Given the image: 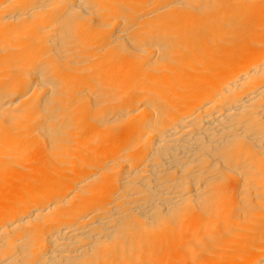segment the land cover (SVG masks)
Listing matches in <instances>:
<instances>
[{
	"label": "bare ground",
	"instance_id": "obj_1",
	"mask_svg": "<svg viewBox=\"0 0 264 264\" xmlns=\"http://www.w3.org/2000/svg\"><path fill=\"white\" fill-rule=\"evenodd\" d=\"M0 264H264V0H0Z\"/></svg>",
	"mask_w": 264,
	"mask_h": 264
}]
</instances>
